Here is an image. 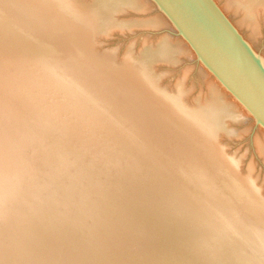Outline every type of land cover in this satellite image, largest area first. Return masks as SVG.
<instances>
[{
	"label": "bare ground",
	"instance_id": "6f19581e",
	"mask_svg": "<svg viewBox=\"0 0 264 264\" xmlns=\"http://www.w3.org/2000/svg\"><path fill=\"white\" fill-rule=\"evenodd\" d=\"M214 2L264 67L253 50L264 0ZM152 8L143 26L168 30L157 45L144 44L141 56L127 53L117 62L112 51L95 47L131 26L119 15ZM181 55L197 62L204 98L189 101L183 87L160 88L152 64H174ZM247 114L151 0H0V172H9L0 186L37 176L51 202L94 234L98 259L66 254L58 237L64 264H264V199L237 175L218 141ZM256 132L264 155V129ZM153 193L188 210L191 223L211 236L195 244L189 237L198 232H180L178 216L162 207L151 211L162 224L152 222ZM144 217L152 218L151 228ZM42 238L53 242L52 235ZM38 260L33 255L30 264Z\"/></svg>",
	"mask_w": 264,
	"mask_h": 264
},
{
	"label": "rangeland",
	"instance_id": "374dc122",
	"mask_svg": "<svg viewBox=\"0 0 264 264\" xmlns=\"http://www.w3.org/2000/svg\"><path fill=\"white\" fill-rule=\"evenodd\" d=\"M154 13H156L155 8H152L150 12L132 10L124 12V14L119 15V18L122 19V21L131 22V26L126 27V29L123 30H113L109 35L102 38L100 37L101 40L96 41L95 47H97L100 52L104 50L112 51L117 62L121 61L122 57L127 53L133 56L137 53L136 57L141 56L140 53H142L143 50L141 48L144 44H148L149 46L151 44L152 46L157 45L161 36L167 33L165 30H168L166 27L150 28L143 26L145 19H148ZM253 50L264 57V23L260 25L259 39L255 46H253ZM196 63L195 60L181 55L174 64L165 63L163 61L159 62L156 60L155 63L152 64V68L155 76L158 78L162 90L164 89L171 92L178 87H183L187 91L185 98L189 101H193L195 96L197 98H204L207 89ZM188 104L190 106V102ZM189 106L188 108L190 109ZM248 118L249 119L246 121L238 123L233 122L231 124V128L235 129V132H230L226 135H224V132H219L218 141L224 150L225 155L232 158L235 163V171L237 175L244 177L246 184L254 187L258 194L264 199V155L257 148V144L260 142V140H257L256 138L258 134V132H256L258 125L255 126L254 119L250 115H248ZM12 165L10 166L12 167ZM11 172L12 169L10 173ZM7 173L9 172L6 171L5 174L4 172H0V183ZM34 178H28L29 181H26L25 179V184L23 186L17 182V178L13 180L11 179V183L8 184L6 189L0 186V259L4 261L2 263L15 261L17 264H30L33 255H36L39 259L38 264H64L62 258L57 253V249H59L60 246V240L61 242H66L63 244L66 254L73 255V253L84 252L90 254L89 256H93L92 259H98V256L102 254V251L91 241V237L94 234L87 231L84 227L85 225L80 223L79 218L75 217V219L70 217L66 210H64L57 202L52 203L46 190L39 183V178L37 176H34ZM199 186L204 187L202 184ZM157 196L160 197L161 195L156 194L153 200L156 202L160 201L156 204L154 203L155 201H152V204H154H151L152 210L150 209L149 212H155L160 207L162 208L159 210L163 209L164 212L166 211L168 214L171 212L172 215V213L175 212L173 217L178 216L176 220H173L176 222L175 225L179 226L178 228L180 229V232H185V234H188L189 236H193V233L198 232V235L195 234L194 237L189 238H195L194 240L191 239V241H194V243L196 241L195 244H198L199 246V239H202V236H211V232L210 234L202 233L197 229L204 227L191 223V218L185 216L189 213L188 210L185 208H172L171 203H169L166 197L165 199L161 196L160 198L163 199L161 200L160 198H156ZM163 202L167 203H164L165 205L169 204L166 206V209L163 208L164 204L162 206ZM167 207L168 209L172 208L174 210L169 211ZM154 212L151 213L154 217L156 215V217L154 218L152 216L153 219L149 218V220L151 221L152 219V222L155 221L156 223L162 222L159 216L160 213L154 214ZM181 217L183 219H181ZM34 218H37V220L43 219L51 228V224H57V227L54 229V233L55 230L57 231V233H55L56 237L51 233V228L45 224L42 226L37 223L36 225H31V221H34ZM53 219L57 222H55L56 224L53 222ZM146 220L147 219L145 218L144 221H142V224L147 228H151L153 223L151 222V224L149 223L148 225L149 220H147V222ZM165 220H169V218H165ZM144 222H146V224ZM181 225L184 227H180ZM64 233H67L65 239L63 236ZM165 233L162 232V234ZM47 235L53 236V242L51 245L49 244L50 241L42 238ZM67 236L72 238L74 242H69V239H66ZM177 239L179 241L181 240L180 238ZM47 244L51 246V250H48V247H46ZM52 250L54 251L51 252ZM95 262L96 261L94 260L92 263L87 262L81 264H94ZM108 264H115V261L113 262L111 259Z\"/></svg>",
	"mask_w": 264,
	"mask_h": 264
},
{
	"label": "water",
	"instance_id": "95a60500",
	"mask_svg": "<svg viewBox=\"0 0 264 264\" xmlns=\"http://www.w3.org/2000/svg\"><path fill=\"white\" fill-rule=\"evenodd\" d=\"M196 60L264 129V67L214 0H151Z\"/></svg>",
	"mask_w": 264,
	"mask_h": 264
}]
</instances>
